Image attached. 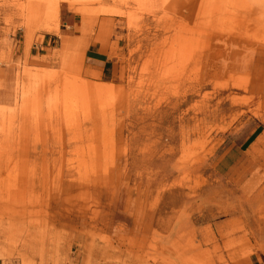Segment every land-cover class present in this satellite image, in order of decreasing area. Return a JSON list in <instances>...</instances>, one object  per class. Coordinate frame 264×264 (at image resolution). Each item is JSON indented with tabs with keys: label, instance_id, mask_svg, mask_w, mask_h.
Returning a JSON list of instances; mask_svg holds the SVG:
<instances>
[{
	"label": "rangeland",
	"instance_id": "374dc122",
	"mask_svg": "<svg viewBox=\"0 0 264 264\" xmlns=\"http://www.w3.org/2000/svg\"><path fill=\"white\" fill-rule=\"evenodd\" d=\"M65 1L0 0V264L250 254L229 158L264 164V0Z\"/></svg>",
	"mask_w": 264,
	"mask_h": 264
},
{
	"label": "crops",
	"instance_id": "0c3cea01",
	"mask_svg": "<svg viewBox=\"0 0 264 264\" xmlns=\"http://www.w3.org/2000/svg\"><path fill=\"white\" fill-rule=\"evenodd\" d=\"M66 24V27H69L71 31L77 27L74 18L67 19ZM85 55L89 63L100 65L102 72L108 69V61L103 59V53L99 49H88ZM258 135L256 129H251L238 143L239 149L249 148L257 141ZM229 167L231 185L235 190L245 192L247 198H251L254 205L251 210L247 211V214H254L259 207L256 204L264 203V164L254 158H246L240 165H237V158L230 157ZM262 208L260 213L264 214V208ZM260 225L254 222L253 217L250 224L249 217L247 218L246 228L252 230L249 237V245L253 248L252 252L239 258L237 251H231L229 264H264V222Z\"/></svg>",
	"mask_w": 264,
	"mask_h": 264
},
{
	"label": "bare ground",
	"instance_id": "6f19581e",
	"mask_svg": "<svg viewBox=\"0 0 264 264\" xmlns=\"http://www.w3.org/2000/svg\"><path fill=\"white\" fill-rule=\"evenodd\" d=\"M65 2H68L69 4H70V7H72L73 5H74V3H73V1L72 0H67V1H65ZM107 11H105V13H106ZM50 14H51V18L52 19H54V20H52V21H58V5H57V3H55V4H52V6H51V9H50ZM53 24V23H52ZM55 24V26L54 27H52L51 26V22L49 23V24H46V25H44L45 27H43L44 29H45V31L47 32H50V31H53V32H57V30H58V26H57V23H54ZM105 88L106 87H103V88H99V90H100V93H101V91H104L105 90ZM96 89V88H95ZM97 93H99V91H97Z\"/></svg>",
	"mask_w": 264,
	"mask_h": 264
}]
</instances>
